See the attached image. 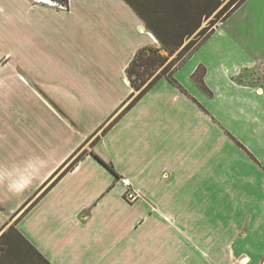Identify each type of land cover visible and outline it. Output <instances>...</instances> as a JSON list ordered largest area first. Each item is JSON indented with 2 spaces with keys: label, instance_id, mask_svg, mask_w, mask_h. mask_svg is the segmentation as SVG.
Masks as SVG:
<instances>
[{
  "label": "crops",
  "instance_id": "obj_1",
  "mask_svg": "<svg viewBox=\"0 0 264 264\" xmlns=\"http://www.w3.org/2000/svg\"><path fill=\"white\" fill-rule=\"evenodd\" d=\"M66 6L0 0V232L15 223L51 264H264V0L112 124L155 38L125 0Z\"/></svg>",
  "mask_w": 264,
  "mask_h": 264
},
{
  "label": "trees",
  "instance_id": "obj_2",
  "mask_svg": "<svg viewBox=\"0 0 264 264\" xmlns=\"http://www.w3.org/2000/svg\"><path fill=\"white\" fill-rule=\"evenodd\" d=\"M63 1L67 2V0ZM125 1L136 11L148 30L169 53L178 49L192 34L194 36L182 47L178 56L171 63L163 66L156 74L153 73V70L151 71L152 67L161 65L165 59L158 54V49L147 46L137 50L125 70L134 91L123 109L110 124L128 110L160 77L165 76L176 83V80L172 77L174 69L214 30L218 22L224 20L244 0H228L215 14L213 21L200 29L198 28L201 25V16L210 15L223 0H148L150 4L147 2V8L137 7L132 0ZM146 50L147 54H145ZM138 66L143 68V70H139ZM198 71L193 74L194 78L200 87L207 90L202 81L204 70L200 69ZM143 72L147 73L149 78H143ZM136 77L140 80L139 82ZM94 155L110 170L115 172L109 163L98 155ZM78 158H80V155L74 161ZM70 167L71 165L61 172L58 177ZM12 261L22 262L23 264H51L22 235L16 228L15 223L8 224L0 232V264H9Z\"/></svg>",
  "mask_w": 264,
  "mask_h": 264
},
{
  "label": "rangeland",
  "instance_id": "obj_3",
  "mask_svg": "<svg viewBox=\"0 0 264 264\" xmlns=\"http://www.w3.org/2000/svg\"><path fill=\"white\" fill-rule=\"evenodd\" d=\"M41 1H44V0H41ZM52 1V2H51ZM51 1H48V2H46V1H44V2H46V3H48V4H50V5H52L53 7H57V8H62V7H60V5L61 4H63V5H66V2L65 1H63V0H51ZM134 3H135V5L137 6V7H139V8H147V2H148V4H150V1H148V0H132ZM228 0H223L222 2H221V4L210 14V15H208V16H201V25H200V27L198 28V29H200V28H202V27H204V26H206V25H208V24H210V22L211 21H213L212 19L215 17V14L222 8V6L227 2ZM55 3H57V4H55ZM67 7V6H66ZM65 7V8H66ZM64 8V7H63ZM233 20H236V15H234L230 20H229V22L228 23H230V22H232ZM153 35V34H152ZM154 36V35H153ZM193 36H194V34H192L189 38H187L184 42H183V44L178 48V49H176L174 52H172V53H169L167 50H165L162 46H161V44L158 42V40L155 38V40L153 41V43H151V44H149V45H146V46H144V47H147V46H151V47H154V48H157L158 49V54L159 55H161L162 57H164L165 59H164V62L161 64V65H154V67H152V69H151V71L153 70V73L154 74H156L157 72H159L162 68H163V66H165V65H167V64H169V63H171L177 56H178V54H179V52L181 51V49H182V47L188 42V40L189 39H191V38H193ZM213 40V38L212 39H210V40H208L207 39V41H205V44H204V49L202 50V51H199V50H196L191 56H190V58L186 61V63L178 70V72H179V74H182L183 72H185L186 71V69L190 66V65H192V64H194V62H196L198 59H200V58H202V59H205L206 58V54H205V50L207 49V48H211V41ZM145 54H147V50H146V52H145ZM139 70H143V68H141V67H137ZM257 72L258 73H256V75H255V77H259L260 78V80H263L264 79V65H262V66H259L258 67V69H257ZM137 79V81L139 82L140 80L138 79V77H136ZM143 78H149L148 76H147V73H144L143 72ZM81 156L82 155V152L81 153H79L78 155H77V157L78 156ZM2 264V263H1ZM9 264H23L22 262H18V261H12V262H10Z\"/></svg>",
  "mask_w": 264,
  "mask_h": 264
},
{
  "label": "built area",
  "instance_id": "obj_4",
  "mask_svg": "<svg viewBox=\"0 0 264 264\" xmlns=\"http://www.w3.org/2000/svg\"><path fill=\"white\" fill-rule=\"evenodd\" d=\"M44 1L48 2L51 0H44ZM55 4H57V3H55ZM60 7L65 8L66 5L61 4ZM120 182L125 186V190L123 192L124 199L127 202L134 201L139 196V194L134 189L131 188L129 180L127 178L122 177V178H120Z\"/></svg>",
  "mask_w": 264,
  "mask_h": 264
},
{
  "label": "clouds",
  "instance_id": "obj_5",
  "mask_svg": "<svg viewBox=\"0 0 264 264\" xmlns=\"http://www.w3.org/2000/svg\"><path fill=\"white\" fill-rule=\"evenodd\" d=\"M27 183H28L27 181H25L23 183H15V184L11 185V188L15 192H20L27 186Z\"/></svg>",
  "mask_w": 264,
  "mask_h": 264
},
{
  "label": "water",
  "instance_id": "obj_6",
  "mask_svg": "<svg viewBox=\"0 0 264 264\" xmlns=\"http://www.w3.org/2000/svg\"><path fill=\"white\" fill-rule=\"evenodd\" d=\"M154 38H156V37H154Z\"/></svg>",
  "mask_w": 264,
  "mask_h": 264
}]
</instances>
